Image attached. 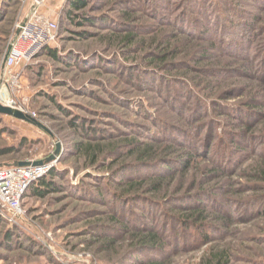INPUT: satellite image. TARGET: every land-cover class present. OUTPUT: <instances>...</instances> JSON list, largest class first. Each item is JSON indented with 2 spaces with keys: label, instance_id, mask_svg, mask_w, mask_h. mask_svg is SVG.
I'll use <instances>...</instances> for the list:
<instances>
[{
  "label": "rangeland",
  "instance_id": "374dc122",
  "mask_svg": "<svg viewBox=\"0 0 264 264\" xmlns=\"http://www.w3.org/2000/svg\"><path fill=\"white\" fill-rule=\"evenodd\" d=\"M38 2L59 60L22 69L36 118L0 114V167L49 164L55 192L0 207V264H264V0H86L82 26L0 0V74Z\"/></svg>",
  "mask_w": 264,
  "mask_h": 264
},
{
  "label": "built area",
  "instance_id": "2783aa9c",
  "mask_svg": "<svg viewBox=\"0 0 264 264\" xmlns=\"http://www.w3.org/2000/svg\"><path fill=\"white\" fill-rule=\"evenodd\" d=\"M59 26L55 19L40 11V2L20 27L16 38L9 44L0 74V105L18 111L31 119L35 114L21 109L24 98L22 69L46 48L53 47L58 38ZM51 165L38 164L24 167L11 166L0 168V207L7 211V220L14 224L24 217L20 201L28 188L48 173Z\"/></svg>",
  "mask_w": 264,
  "mask_h": 264
},
{
  "label": "trees",
  "instance_id": "16d2710c",
  "mask_svg": "<svg viewBox=\"0 0 264 264\" xmlns=\"http://www.w3.org/2000/svg\"><path fill=\"white\" fill-rule=\"evenodd\" d=\"M87 7V2L86 0H67V6L66 9L64 10V16L68 19V21L75 23L78 26L85 25L88 23L89 25H94V22L90 20L88 17L81 16L79 13L83 10H85ZM80 19L79 21H75V19ZM41 53L48 55L49 57L59 60L57 56L56 50L50 48H46L43 50ZM40 53V54H41ZM25 139H22L21 142H19L18 145L23 146L26 143ZM79 149H83L84 154L88 158L93 157L94 155V150L90 146H85L84 148L81 147V144H77ZM14 148H6L5 151H0L3 155V153H12ZM12 151V152H11ZM150 149L145 150L143 152V155L141 154L140 157H143L145 155H149ZM151 155V154H150ZM23 162V161H21ZM18 162L12 163L11 165L7 166H1L2 167H11L15 166ZM94 164V162L92 163ZM264 174V171H263ZM55 177L54 172L51 170L49 171L45 176L40 178L37 182L33 183L27 190L26 194L23 197H26L27 195L32 196V197H38V198H43L49 193L55 192L54 185L52 184V179ZM163 181L162 177H159L156 182H152V188L155 189ZM132 240L135 241V245L139 247L140 249H153V248H158L161 245V238L157 234L153 233H135L131 236ZM153 264H158V263H153ZM205 264H226V262L223 260L222 257H214V259L210 260L209 262Z\"/></svg>",
  "mask_w": 264,
  "mask_h": 264
},
{
  "label": "water",
  "instance_id": "95a60500",
  "mask_svg": "<svg viewBox=\"0 0 264 264\" xmlns=\"http://www.w3.org/2000/svg\"><path fill=\"white\" fill-rule=\"evenodd\" d=\"M40 1V0H38ZM33 9V8H32ZM26 20H24V22L20 25V27H22L24 25ZM20 27L17 30L16 35L19 33ZM0 114L2 115H7V116H11L15 119L18 120H22V121H31L34 122L35 120L29 118L28 116L18 112V111H14L10 108H6L0 105ZM58 148V146L56 147ZM38 164H42V162H37V161H31V162H18L15 166H19V167H24V166H29V165H38Z\"/></svg>",
  "mask_w": 264,
  "mask_h": 264
}]
</instances>
